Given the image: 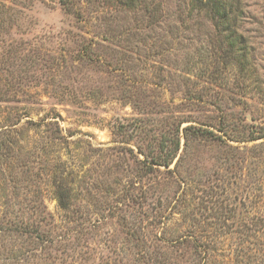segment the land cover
<instances>
[{"label":"rangeland","instance_id":"obj_1","mask_svg":"<svg viewBox=\"0 0 264 264\" xmlns=\"http://www.w3.org/2000/svg\"><path fill=\"white\" fill-rule=\"evenodd\" d=\"M234 3L239 39L197 0H0V264H264V0Z\"/></svg>","mask_w":264,"mask_h":264},{"label":"trees","instance_id":"obj_2","mask_svg":"<svg viewBox=\"0 0 264 264\" xmlns=\"http://www.w3.org/2000/svg\"><path fill=\"white\" fill-rule=\"evenodd\" d=\"M198 3H200L207 12L211 15V18L213 20V24L220 33L226 32L233 34L238 39L242 35L239 31L237 32L234 28L235 26V20L237 19V9L238 4L234 3V0H205V2L201 3V0H197ZM65 4L67 8L70 7L67 5V1H65ZM152 161H149L151 163H164L168 164L167 160H159L157 155H153ZM60 204H63V202L60 200ZM27 224V222L25 223ZM28 226H22L23 229L20 228V231H24L23 233H29L30 230L26 229ZM16 232H18V229H15ZM30 235V234H28Z\"/></svg>","mask_w":264,"mask_h":264}]
</instances>
